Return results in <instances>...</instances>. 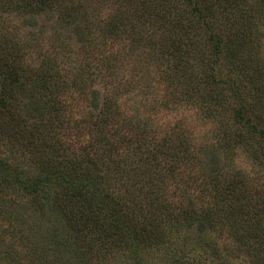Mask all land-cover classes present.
Listing matches in <instances>:
<instances>
[{
    "label": "trees",
    "instance_id": "obj_1",
    "mask_svg": "<svg viewBox=\"0 0 264 264\" xmlns=\"http://www.w3.org/2000/svg\"><path fill=\"white\" fill-rule=\"evenodd\" d=\"M42 10L54 12L59 23L74 20L79 28L93 30L104 45L108 39L117 42L126 38L122 33L128 32L129 36L134 34L130 37L132 40H137L135 33L140 29L134 25H141L142 31L148 34H141L137 42H146L155 35V45L165 46L168 56L174 58V62L169 60L172 82L178 76L180 79L191 77L188 65L192 63L190 59L197 60V56L188 54L192 55L191 50L197 47L204 49L206 53L199 60L204 69L201 79L208 87L220 82L231 83L230 92L235 98L227 105L235 129L232 133L225 130L222 139L231 138L236 146H247L253 158L264 163V3L249 0H0V19L3 20L12 12L32 17ZM104 10L105 17L102 16ZM8 34L0 33V144L22 155L23 161L0 154V193L6 197L23 193L46 200L42 206L48 207L59 220V240L53 242L55 250L71 251L69 245L74 246L82 264H100L103 257L97 252L101 250L110 251L113 260L123 257L124 264H151V252L163 255L167 248L178 254L176 258L155 255L165 264H234L229 254L239 264H264V190L253 192L245 175L241 174V178L235 175L225 182L213 181L211 203L201 209H196L192 202L178 207L176 200L165 199L157 190L151 197L139 199L130 193L133 190L129 187L134 191L144 187L151 190L148 185L154 186L152 182L158 181V172L171 171L168 160L182 162L188 158L186 141H174L165 135L156 152L143 151L144 157L139 156L141 161L138 158L127 161L117 159L108 141L94 133L89 136L92 142L78 151H74L76 138L65 140L68 133L59 137L45 136V128L55 123L63 129H67L68 123L77 128L86 124V133L92 124L86 118L73 121L62 104H54L56 116L55 119L49 117V123L31 122L16 113L12 104L7 105L3 82L10 80L16 86L26 84L31 91H50L54 81L58 84L57 77H72V85L79 84L83 90L93 79V74H89L91 67L89 75L83 67H88L95 52L85 49L73 59L74 66L67 67L66 59L58 67L57 49L50 44L48 48L46 44L43 50L41 45L36 55L41 54L43 58L36 57L33 61L37 66L32 67L38 69L37 75L23 81V73L11 61L21 53L23 46L27 45L32 51L37 50L38 44L27 39V35L23 38L14 32ZM124 52L109 51L113 58L121 56L117 62L125 65L128 62L121 61L125 59L121 55ZM217 65L228 66L226 68L236 75L240 73L244 82L219 77L215 71ZM134 83L137 84V79ZM221 88L216 87L223 101L225 93ZM92 93L95 95L97 91ZM107 101L99 111L97 125L96 119L93 121L96 126L106 123L109 112L114 110ZM166 101L168 104L176 102ZM114 104L119 107L116 101ZM258 104L263 113L257 116L247 113ZM221 144V148H225V141ZM132 150L130 147L125 153L128 159L134 157ZM115 182L127 185L124 196L113 191ZM178 186L176 190L183 188L186 192V186ZM194 228L198 234L191 232ZM53 231L49 234L53 235ZM217 236L231 243L221 244ZM117 249L128 252L114 254ZM220 258L224 261L219 263Z\"/></svg>",
    "mask_w": 264,
    "mask_h": 264
},
{
    "label": "rangeland",
    "instance_id": "obj_2",
    "mask_svg": "<svg viewBox=\"0 0 264 264\" xmlns=\"http://www.w3.org/2000/svg\"><path fill=\"white\" fill-rule=\"evenodd\" d=\"M249 1L264 3V0ZM104 13L105 10L102 14L105 17ZM76 14L79 12L75 13V16ZM3 19H0L2 35H9V31L23 38L27 35V39L38 44L37 50L33 48L32 51L27 45L23 46L21 53L11 61L23 73V81H28L37 75L38 69H32V67L37 66L34 65L37 63L33 61L36 57L38 60L43 58L41 54L36 55L41 45L43 50L47 48V45L49 48V44L57 49L58 53L55 56L60 59L57 63L58 67H61L66 59L69 61L67 67L74 66L73 59L80 56L85 49L91 48L95 52L88 67H83L85 74L89 72L90 67L89 74H93L90 84L83 90L79 84L72 85V77L66 79L57 77L55 80L61 88L54 81L50 91H31L25 87L26 84L16 86L10 80L3 82L7 90V105L12 104V107L16 108V113L31 122L49 123L48 118L52 116L55 119L56 116L54 104H62L66 111H69L73 121H82L86 118L92 124V128L86 133L87 126L84 123H82L84 126L81 125L80 128L70 127L68 123L67 129L55 123L53 127L45 128L43 133L45 136L52 134L59 137L68 133L65 140L76 138L74 151H78L91 141L90 133H94L97 136L100 135L105 142L108 141L117 159L122 158L127 161L136 158L141 161L140 159L144 157L143 151L156 152L165 135H169L174 141H186L189 146L188 158L182 162L175 159L168 160V164L172 165V167L169 166L171 171L158 172V181L152 182L156 189L151 184L148 185L151 186V190L150 187H144L134 191V188L129 187L133 190L130 193H134L139 199L151 197L158 191L157 193L165 199L176 200L178 207L187 206L192 202L196 209H201L211 203L213 181L225 182L235 175L241 178V174L245 175L246 183L253 188V192L264 190V163L255 160L250 151L246 150L247 146L242 144L236 146V142L231 138L222 139L226 132L232 133L235 129L227 109V105L235 98L230 92L231 83L227 85L220 82L208 87L201 79L204 69L199 60L206 53L201 47L192 49V55L188 54L189 57L197 56V60L190 59L192 63L188 65V73H192L191 77L187 79L185 76L180 79L178 76L172 82L169 60L174 62V58L168 56L165 46L155 45L157 41L155 35L147 40L153 46L147 41L137 42L141 34H148L142 31L141 25H134L140 29L139 33H135L137 40H132L130 37H134V34L129 36L130 32H128V34L122 33V36L126 38L117 39V42L108 39V43L104 45L101 41L99 42L93 30L79 28L78 23L74 25V20L68 24L59 23L56 21L55 13L48 10H42L41 13L32 17H27L22 12H12L5 17V20ZM92 21L94 22V19ZM143 28L146 30L145 26ZM119 48L126 51L121 54L125 57L121 61L128 62L124 63L125 65L117 62L120 61L121 56L116 58L110 56L111 49L121 51ZM243 50L245 51L244 48ZM102 56L104 59H101ZM221 66L217 65L215 69L219 77L244 82L240 73L236 75L226 68L228 66ZM136 79L137 84L134 83ZM185 83L187 86L184 85ZM1 87L0 84V89ZM216 87H222L221 91L225 93L223 101L217 94L220 90ZM93 90L97 91L95 95L92 93ZM166 99L176 102L168 104ZM105 101L110 102L114 110L109 112L106 123L96 126L100 117L99 111L104 107ZM115 101L119 107L114 104ZM261 112L263 113L259 104L247 111L248 114L253 113L255 116ZM66 115L68 116V112ZM95 119L96 125L93 123ZM174 133L176 134L173 135ZM222 141L226 143L225 148H221ZM130 147L133 149L131 156L134 157L128 159L125 153ZM0 154L14 161H23L22 155L2 144H0ZM160 158L161 154L158 155V159ZM122 183L115 182L112 188L116 194L124 196L127 185L124 186ZM180 183L187 187L186 192L183 188L176 190V186L182 187ZM135 199L136 196H134ZM44 201L47 203L46 200L23 193L10 194L9 197L0 193V264H82V258L78 256L79 252L73 248L74 246L69 245L74 253L53 248V242L59 240V220L54 217L48 207L42 206ZM157 219L161 220V218ZM52 229L53 235L49 234ZM191 232L198 234L195 228L191 229ZM181 233L182 231L178 232L179 235ZM214 234H219V231H214ZM217 239L222 240L221 244L231 243L226 238L217 236ZM117 250L114 254L128 252L127 249ZM103 253L105 250L97 252V255L103 257L100 264H124L123 257H120L121 260H113L110 251L107 250L104 255ZM176 253L178 254L176 250L171 252L169 248L163 255L152 251L151 264H165V261L155 255L176 258ZM227 256L232 263H240L232 254ZM221 261L223 262L224 259L217 260L219 263Z\"/></svg>",
    "mask_w": 264,
    "mask_h": 264
}]
</instances>
